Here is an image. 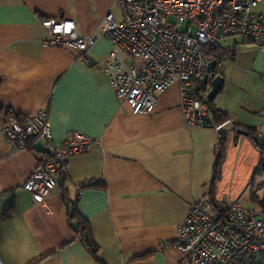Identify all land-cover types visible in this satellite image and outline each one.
<instances>
[{"label": "crops", "instance_id": "crops-1", "mask_svg": "<svg viewBox=\"0 0 264 264\" xmlns=\"http://www.w3.org/2000/svg\"><path fill=\"white\" fill-rule=\"evenodd\" d=\"M109 11L121 19L117 0H0V105L21 117L45 108L57 144L72 130L99 139L88 152L69 157L63 173L53 176V191L36 203L25 184L40 159L30 149H13L2 126L14 115L0 111V238L14 220L27 222L39 243L27 264H187L174 243L179 226L192 202L220 200V180L231 176L222 164L216 179L221 134L186 125L179 83L161 93L147 115L133 114L116 96L105 70L113 44L100 35ZM44 18L73 19L82 36L98 33L92 63L79 60L73 48L45 46ZM220 47L224 84L215 104L234 127L255 130L264 142V97L253 91L264 83V46L229 37ZM224 137L223 163L230 157L239 165L244 151L254 162L257 146L249 134L233 128ZM32 145L44 151L41 142ZM63 189L90 224L96 259L75 237Z\"/></svg>", "mask_w": 264, "mask_h": 264}, {"label": "built area", "instance_id": "built-area-1", "mask_svg": "<svg viewBox=\"0 0 264 264\" xmlns=\"http://www.w3.org/2000/svg\"><path fill=\"white\" fill-rule=\"evenodd\" d=\"M117 3L121 19L107 12L100 34L113 44L105 70L116 96L130 106L133 114L147 115L154 112L159 95L179 83L188 127H214L220 134L233 129L229 120L219 125L212 121L207 95L213 75L204 48L218 46L229 37L264 46V0ZM42 24L49 32L43 41L45 46L73 48L79 60L92 63L89 51L98 33L80 35L73 19L44 18ZM2 130L14 150L39 141L49 156L25 184L36 203H44L53 191V176L63 173L69 157L86 153L99 143V139L80 130L70 131L61 144L55 143L45 108L34 116H9ZM257 214L256 209L238 201H194L179 226L175 245L187 264H264V216L258 218Z\"/></svg>", "mask_w": 264, "mask_h": 264}, {"label": "trees", "instance_id": "trees-1", "mask_svg": "<svg viewBox=\"0 0 264 264\" xmlns=\"http://www.w3.org/2000/svg\"><path fill=\"white\" fill-rule=\"evenodd\" d=\"M204 53L206 55V57L211 61V60H216L219 64V62L222 61L223 57L225 56V52L221 49L220 45L218 46H206L204 48ZM217 64L216 68H215V74L218 75L220 73V69H219V65ZM223 90V88H222ZM221 90V91H222ZM221 93V92H220ZM210 104V110H211V116H212V121L216 124H222L223 122L229 120V116L227 114V112H225L224 110H222L221 108H219L216 104H215V100L212 101H208ZM0 111H5L7 112L8 115H14L17 118H21V116L14 114L10 109H5L4 106L0 105ZM235 129H237V127H234ZM249 136L250 138L253 140V142L255 143V145L257 146V148L259 149L261 155H262V159L260 160L259 163V168H261V171L259 172L258 169L256 170L255 174H254V184H253V190L251 193V200L252 202L256 203L259 205L260 209L263 212L264 215V142H259L258 136H257V132L255 130L250 129L249 131ZM222 137V142H221V149H220V154L217 158V162H216V166H215V177L216 179L219 178V176L221 175V169H222V164L225 158V137L224 134H221ZM26 149H30L33 152H35V154L38 155L39 159H40V164L44 165L47 161H48V155L45 151H36L35 149L33 150V145L29 144ZM257 175L259 176L257 179ZM90 185L92 186H100V185H94V183H91ZM263 191V194L260 195L259 192ZM63 198L68 206V212H69V220L70 221H75L76 223L74 224L73 230L75 232V237L78 238L79 240H81L82 244L84 245V247L87 249V251H89L91 253V255L96 259L97 258V251H98V247L97 244L95 243V241L92 238V233H91V227L89 222L87 221V219H85L83 216H81L77 210V208L75 207V203L71 202L69 200L67 191L63 189ZM212 200H216L214 197H212ZM12 206L7 209L4 214H3V218H8L11 214H12ZM175 243V242H174Z\"/></svg>", "mask_w": 264, "mask_h": 264}, {"label": "rangeland", "instance_id": "rangeland-1", "mask_svg": "<svg viewBox=\"0 0 264 264\" xmlns=\"http://www.w3.org/2000/svg\"><path fill=\"white\" fill-rule=\"evenodd\" d=\"M254 150L255 155L254 162L252 164L249 161L250 156L248 155L247 151H244V155L242 156L239 165H234V162L230 164V157H228L227 161L223 163L224 166L222 169V173H230L229 176H231L228 180H223V178L220 180L218 187V197L220 201H238L244 207L254 208L257 211L260 210L259 205L252 202L251 200V193L254 184L252 177L254 175V172L258 169V163L261 156L257 148H254ZM234 171H236V175L234 174ZM258 171L260 172L261 168H259ZM258 177L259 176L257 175V179ZM262 193L263 192H260V195H262ZM257 217H262V214L258 212Z\"/></svg>", "mask_w": 264, "mask_h": 264}, {"label": "clouds", "instance_id": "clouds-1", "mask_svg": "<svg viewBox=\"0 0 264 264\" xmlns=\"http://www.w3.org/2000/svg\"><path fill=\"white\" fill-rule=\"evenodd\" d=\"M255 94L264 97V83L253 85ZM39 251V243L31 226L22 220H14L11 228L0 238V255L10 264H27Z\"/></svg>", "mask_w": 264, "mask_h": 264}, {"label": "water", "instance_id": "water-1", "mask_svg": "<svg viewBox=\"0 0 264 264\" xmlns=\"http://www.w3.org/2000/svg\"><path fill=\"white\" fill-rule=\"evenodd\" d=\"M218 62L216 60H211L209 63L210 69L212 71V75H213V81H212V87L207 95L208 100L212 101L215 100V98L220 94L222 88H223V84H224V77L220 74L216 75L215 74V68L217 66ZM236 132L238 134H243V135H248L249 132L241 129V128H237Z\"/></svg>", "mask_w": 264, "mask_h": 264}, {"label": "snow or ice", "instance_id": "snow-or-ice-1", "mask_svg": "<svg viewBox=\"0 0 264 264\" xmlns=\"http://www.w3.org/2000/svg\"><path fill=\"white\" fill-rule=\"evenodd\" d=\"M68 28H71L72 26L71 25H67ZM60 29H57V31H59Z\"/></svg>", "mask_w": 264, "mask_h": 264}]
</instances>
